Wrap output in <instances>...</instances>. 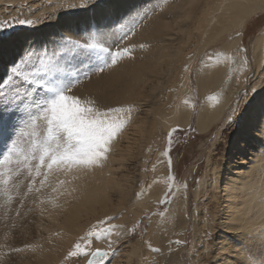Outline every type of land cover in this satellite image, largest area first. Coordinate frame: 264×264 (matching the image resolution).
Listing matches in <instances>:
<instances>
[{
  "label": "bare ground",
  "instance_id": "1",
  "mask_svg": "<svg viewBox=\"0 0 264 264\" xmlns=\"http://www.w3.org/2000/svg\"><path fill=\"white\" fill-rule=\"evenodd\" d=\"M107 1L0 0V21L10 19V25H17L21 33L23 29L31 27L32 24H19V20L30 19L36 24L42 21L45 23L49 17L53 19L57 16L69 15L73 10L82 11L84 8L93 7V11H82L80 17L85 19L89 17L93 23L96 21L97 25L86 26L87 31L75 33L74 30L83 28V25L77 27L74 24L75 21L69 19L68 22L63 23L64 26L62 25L61 32L58 31L57 33L60 40L71 37V42L83 40L84 43L97 44V47L101 45L102 48L113 49V52L124 48L129 50L127 54L118 58L116 64L104 67L103 71L95 70L97 72L90 75L84 83L82 82L79 87L73 89L69 94L78 96L81 99L91 98L95 100L96 106L100 109L134 105L133 111L139 110L138 115L131 118V123L129 122L130 125L128 124L129 127L124 128V132L116 142L115 146L121 147L120 138L124 137L128 144L124 145V149H121L117 156L112 153L109 169H113V161H118L117 165L119 168H123V161L126 156L132 157L134 155V146L131 144L132 141H130L133 137L130 135L145 132V139L149 142L153 131L163 118H167L166 125L168 126L166 129L177 123L179 125H188L191 122L194 109L191 103H185L184 92L189 88L187 81L188 71L191 66L189 63L191 60H196L198 53L189 54L185 48L190 45L195 51L202 52L206 47L221 41L231 30L243 28L248 18L258 12H264V0H112L104 4ZM121 2L126 5L123 10L120 7ZM156 6H159V9H156ZM116 8L120 10L111 14ZM122 14L123 17H121ZM124 14H126L125 17L130 15L129 18L125 19ZM92 15H96V17ZM113 25L115 27L112 28ZM59 26L57 25L56 28L49 27L47 32L57 31L60 29ZM71 26L73 27L71 28ZM122 36L124 37L122 38ZM28 40L29 42H27ZM32 40V36L23 35L19 41L20 44H27L32 43ZM71 42L64 46L67 49L71 47L75 50L77 48L84 49L81 46L79 48L78 44L72 46ZM3 44L4 60L2 62L11 63L16 55L15 49L11 48L10 40L3 41ZM31 46H36V43H32ZM26 47H28V44L21 49ZM252 48L255 77H253L250 84H247L246 77L251 66L248 60L247 66H243L242 58L246 57V54L244 51H239L241 49V34L237 35L236 33V35L231 36L217 52L224 53L225 56L232 55L234 61L230 62L222 58L218 62L215 59L216 53L215 55L210 54L214 57L212 61H209L207 56L199 64L196 81L203 98L196 123L200 131L208 130L223 119L229 109L228 117H226L228 121H230L229 117L233 119L236 115L240 102L244 100L250 102V109L244 116L243 131L235 139L231 154L238 150L239 144H241L240 140H245V136L253 132L257 136V142L254 144L255 148L252 153L256 154L254 160L259 162L255 164V171L250 169V173H255V176H257V172H259L261 176L257 178L263 184L264 153L263 151L259 153V151L264 142V128L261 129V132L256 133L254 129L257 127V130H259L260 122L262 126V118L264 117V29L253 41ZM81 52L80 54H82ZM84 52L86 53V51ZM57 55L58 48L54 49L53 57L57 58ZM102 55L104 56V54ZM234 63L235 65H233ZM230 68L231 71L229 70ZM262 68L263 70L260 71ZM242 89L245 91L239 98L237 95ZM210 96L215 97V99H208ZM254 96L255 98H253ZM238 98L239 100L234 103L233 101ZM175 99L177 104L172 103ZM232 103L233 106L230 108ZM168 122L171 124H168ZM113 150L116 151L117 149ZM240 158V163H237L235 170L232 171L233 176L226 183L225 193L221 196L225 199L222 200L223 205L221 206L229 207V211L233 209L230 224H232V221L237 220L239 224L236 229L242 230V235L250 234V238H252L261 234L264 235V185L260 188L258 186L252 187V191L245 199L243 196L242 198L239 197L240 195L237 191H240L241 188H238L237 184H239L238 182L240 184L245 183L240 177L243 174L241 165L244 164V159ZM227 166L228 170H230L232 167L231 162ZM157 170L158 173L155 179L152 170L148 174L149 178L151 177L153 180L148 196L157 193L151 204L154 206L158 204L166 190L164 178L167 173V167L163 163ZM159 177L161 178L158 179ZM122 178V181L121 179L118 181V197L120 196L123 204H127L131 201L130 192L134 183L133 176L123 173ZM205 181L208 182V179ZM81 188L83 199L75 204L68 201L69 205L67 207L57 203H48L43 206L41 201L42 206H37L36 210L38 211L39 220H37L36 226H39L41 244L36 246L40 248L30 254L31 260L26 264L56 263L57 255L60 251L59 242L63 239H69L65 246L66 248L70 244L71 239L74 238V235L79 234L84 228L87 229L90 226V210L97 207L98 204H101L102 208L110 207L111 196L98 198L97 194L99 192L94 196L93 193H96L99 188L96 189L92 183L90 186L84 187L83 185ZM205 188L207 189L208 187ZM90 194L95 205H93L92 201L90 206ZM197 194H200V191H197ZM186 201V193L184 192L179 196L169 215L164 218L163 226L165 228L160 236L158 233H160L161 227L150 225V233H153L150 234L151 242L158 245L161 244L163 251L166 252L165 257L172 251L179 252V254L172 252L173 259L169 264L178 263L184 251L182 245H176L177 243L171 239L172 234L176 236V233H178L179 237H182L186 227L189 226L190 221L187 216ZM131 203L136 210L135 214L140 213L141 205L146 206L141 199L136 197ZM207 203V197L205 201L201 200L202 207H206ZM240 206H243L242 210L239 208ZM94 212L91 211V213ZM250 212H252L251 217H249ZM194 216L196 217L194 227L198 241L196 243L197 246L203 241L204 233L202 231L204 228H202L201 224L205 221L204 215L199 214L198 205L194 210ZM8 217H10L9 214ZM20 219L21 216H19L18 221ZM9 222L8 219L4 220L3 226L5 229H10L9 226L12 224ZM19 224L23 226L24 221L20 220L17 226ZM85 229L84 232H86ZM17 230L21 235L22 228H17ZM19 234L17 233V235ZM2 244L3 240L0 241V254H8L9 249ZM235 247L237 248L236 253H244V245L240 241H236ZM133 253L136 254L135 249ZM199 255L201 257L200 252ZM248 258V255L245 254L244 260L246 263ZM147 260L148 258L144 256H138L137 264H146Z\"/></svg>",
  "mask_w": 264,
  "mask_h": 264
},
{
  "label": "rangeland",
  "instance_id": "2",
  "mask_svg": "<svg viewBox=\"0 0 264 264\" xmlns=\"http://www.w3.org/2000/svg\"><path fill=\"white\" fill-rule=\"evenodd\" d=\"M110 1L112 0H108L104 4H107ZM120 7L123 10L126 5L121 2ZM156 7V9H159V6ZM85 10H88L89 12L94 9L93 7H89L88 9L84 8L82 11ZM119 10L120 9L116 8L111 14L116 11L118 12ZM82 11L77 9L71 11V14L69 15H61L60 17L57 16L53 19L49 17L45 23L43 21L37 24L34 23L31 27L23 29L21 33V30H19L20 28H18L17 25H10V19H4V21H7V25L4 28H0V79L6 78L13 67L12 62H2L4 60L3 41L9 40L11 48L15 49L16 55L13 60L19 62L20 56L26 54V52H34L37 56H45L46 58L51 59V63L55 69L50 77L51 79L67 82L68 80L78 78L79 83L75 84L67 94H70L73 89L79 87L82 82L84 83L90 75L97 72L95 70H98V68H104V61L108 59V56L106 52L103 51L105 48H102L101 45H98L97 47V44H95L96 47L94 48H86L84 47V44H91V42L84 43L83 40L71 42V37L60 40L57 34L58 31L61 32L63 23L68 22L69 19L74 20V24L77 27L83 25V28L74 30L75 33L87 31L88 29L86 26L92 27L93 25H97L96 21L93 23L89 17H86V19L80 17ZM125 15L126 14H124V17ZM92 16L96 17V15ZM129 16L125 17V19H128ZM121 17H123V14ZM87 20L89 21L87 22ZM57 25H60L59 30L47 32L49 27L56 28ZM65 26L69 27L68 25ZM72 27L73 26H71V28ZM113 27H115V25H113L112 28ZM263 29L264 12H258L245 21L243 28L231 30V32H228L221 41L206 47L202 52L195 51L190 45L187 46V48H185L187 53H198L196 60H191L189 63V65H191L187 78L189 88L184 92V96L186 97H184V100L191 103L194 109L191 122L188 125H179L177 123L166 129L168 126L166 125L167 118H163L157 125V128L153 131L149 142L145 139V132L130 135L133 137L130 141H132L131 144L134 146V155L132 157L126 156V159L123 161V168H119L117 165L118 161L112 162L114 164L113 169H109V166L113 154L115 153V156H117L120 150L124 149V145L128 144L127 140L123 137L120 138L121 141L119 140L122 146H115L118 138L122 135L126 127H129L131 122L128 123L129 125L127 124L125 129L113 141L111 151L109 152L107 159L104 160L101 165L89 168H74V171L72 170L70 172L65 170L56 171L53 173V176L49 177L46 186L42 188L39 193L32 192L29 193L27 197H24L23 204L20 203V197L14 196L12 202L5 205L4 201L6 198L0 196V241L3 240L2 245H6V248H8L10 252H8V254H0V264H26L31 260L30 254H32L34 250L40 248L36 247L41 244L39 238V226H36L37 220H39L38 211L36 210L37 206H45L48 203H57L61 206L64 205V207H67L69 202L75 204L83 199L81 187H83V185L84 187L90 186L91 183L96 189L99 188L96 193H93L94 196L99 192V194H97L98 198L102 196L103 198L111 196L112 202L110 203L111 205H109L110 207L102 208V205L98 204L97 207L90 210V226L94 225L97 220H104L105 217H112L110 221L111 224L123 226L115 230V232L120 234L119 236L114 233L111 237V240L113 241L112 248L115 250V255L110 256L105 261V264H137L138 256L148 258L146 264H169L173 259L172 252L175 251L170 252L167 257L164 256L166 252L163 251L161 244L158 245L151 242L150 234L153 233H150V225L161 227V231L158 233L160 236L165 228L163 226L164 218L169 215L170 210L177 202L179 196L184 192L186 193L187 216L190 222L189 226L186 227L185 232L182 234V237H179L178 233H176L177 237L172 234L171 240L176 242V245H182L184 248L179 262L172 264H264V235L261 234L260 236L252 238H250V234L242 235L243 231L236 229L239 224L237 220L232 221V224H230L233 209L229 211V207L221 206L223 205L222 200L225 199L221 196L225 193L226 183L228 182V179L233 176L232 171L235 170V165L240 163V157L244 159V164L241 165L243 168L241 169L243 170V174L240 177L245 183L240 184V182H238L239 184H237V187L241 188L240 191H237L240 195L239 197L242 198L243 196L245 199L252 191V187L258 186V188H260L264 185V183L262 184L257 178L261 176L259 172H257V176H255V173H250V169L255 171V164L259 162L254 160L256 154L252 153V150L255 148L254 144L257 142V136H255L253 132L252 134L245 136V140H240L241 144H239L238 150H236L234 154H231L233 146L235 145V139L238 137V134L243 131V122L245 121L244 116L250 109V102H247L246 100L240 102L236 115L230 121L226 120L229 109L226 116L208 130L200 131L197 128L196 123L203 98L196 81L199 64H201L204 58L210 54L215 55L231 36L236 35V33L239 32L241 33V48L244 49L246 58L251 66L246 77L247 84H250L253 77H255L252 44ZM23 35L32 36V43L35 42L36 46H31L32 43H27L28 47L21 49L23 46L27 45L20 44L19 40ZM123 37L124 36H122V38ZM27 42H29V40ZM70 42L72 46L78 44L77 46H79V48L81 46L84 47V49L77 48L76 50L79 52L73 49V47L67 49L64 45ZM57 48L58 55L57 58H54L53 52L54 49ZM81 50H83V52L86 51V53L81 52ZM80 52L82 54H80ZM102 54H104V56ZM233 65H235V63ZM262 70L263 68L260 71ZM243 91L245 90L242 89L239 92L240 94L238 93L237 96H239V98ZM43 96L44 90L38 89L37 93L34 94L33 99L38 102ZM239 98L233 102L235 103ZM253 98H255V96ZM176 102L175 99L172 103L177 104ZM29 104L31 105L32 101H30ZM232 106L233 103L230 108H232ZM138 112L139 110L133 111L131 118L133 116L136 117ZM35 114V107H29L27 111L21 109L18 114L13 117L15 130L12 139L18 140L21 144L25 143L26 137L21 138L18 133L26 134L33 131L32 128L27 127V124L29 115ZM174 114L176 113L174 112ZM42 123L43 122L41 121V127L36 129V131L42 130ZM262 123L263 127L260 122L259 130H257V127L254 129L255 133L261 132V129L264 128V117L262 118ZM168 124L171 123L168 122ZM173 128H176L177 130L172 135L173 143L169 150V156H164L162 153L168 147V133ZM10 144L11 141L9 140L8 145L10 146ZM112 148L117 150L115 151ZM4 151H6V145L4 135L2 131H0V153H3ZM262 151L264 153V142L261 145L259 153H262ZM169 157L171 158V166H169L168 163ZM229 162H231L232 165L230 170H228L227 166ZM163 163L167 167V173L164 178L166 190L161 200L156 206H154L151 204L157 193L148 196L153 181L151 177L149 178L148 174L150 170H152L155 179L158 173L157 169H159ZM116 168H118V170H116ZM123 173H128L133 176L134 183L130 192V200L132 201L134 200V197H136L137 199H141V201L147 206L144 207V205H141V210L138 214H135L136 210L131 201L127 204H123L120 200V196L118 197V181L120 179L121 181L123 180ZM169 176H173L174 180H169ZM160 178L161 177L158 179ZM21 179H23V177H21ZM39 179L40 178H37V187L39 186ZM206 179H208V182L205 181ZM60 181H64L63 185L59 183ZM27 183L28 181L25 180L24 184L21 185V193L27 190ZM185 184L187 185L186 188L184 187ZM53 187L57 188V192L52 191ZM205 187L208 188L206 189ZM197 191H200V194H197ZM237 192L235 193L238 194ZM91 194L90 206L93 201ZM206 197L208 202L207 206L202 207L201 200L203 199L205 201ZM93 205H95L94 201ZM197 205L199 214L204 215L205 221L201 224L202 228H204L202 231L204 233L203 241L196 246L198 241L194 227L196 218L194 216V210ZM239 208L242 210L243 206H240ZM17 210L19 211V214H17ZM91 211L95 212L91 213ZM161 213H163V215H161ZM8 214L10 217H8ZM19 216H21L20 220L24 221L23 226L20 224L17 226L20 222V220L18 221ZM251 216L252 212L249 214V217ZM5 219H8L10 221L9 223L12 224L9 226L10 229H5L3 226ZM106 223L108 222L106 221ZM90 226L87 229L84 228L86 232L90 229ZM17 228H22L21 235ZM133 228H135V231H130ZM84 229L79 234L74 235V238L71 239L70 244H68L66 248L65 246L69 239H63L59 242L60 251L57 255V262L53 264H61V262L64 261V258L67 256L68 251L73 247L76 240L85 235L86 232H84ZM17 233L19 235H17ZM236 241H240L244 245V253H236ZM149 244H151V247H149ZM26 245L30 247H26ZM107 246V239L101 238L99 240H92L93 248H107ZM154 248L159 249V251H153L152 249ZM13 249H21V251H13ZM134 249L136 250V254L133 253ZM198 251L200 252L201 257ZM175 253L179 254V252ZM245 254L249 257L247 263L244 260ZM86 260L87 258L83 256L79 258H71L67 264H86ZM44 263L49 264V262Z\"/></svg>",
  "mask_w": 264,
  "mask_h": 264
},
{
  "label": "snow or ice",
  "instance_id": "3",
  "mask_svg": "<svg viewBox=\"0 0 264 264\" xmlns=\"http://www.w3.org/2000/svg\"><path fill=\"white\" fill-rule=\"evenodd\" d=\"M19 24H33V20H19ZM7 21H0V28H4ZM241 33H237L240 35ZM86 48H94L95 44H85ZM108 59L104 66L116 64L118 58L127 54V48L103 49ZM244 51V49H239ZM222 58L234 61L232 55L225 56L217 53L215 59L219 62ZM209 61L213 56L207 57ZM243 66H247V58H242ZM13 67L6 78L0 79V131L4 135L6 151L0 153V196L5 197L4 204H10L13 197L23 198L29 193H39L49 181L54 172L74 168H89L101 165L107 159L111 151V145L118 135L130 122L134 105L118 106L100 109L95 100L91 98L81 99L78 96L69 95L72 87L79 83V79H71L67 82L53 80L50 77L55 71L50 58L37 56L34 52H26L19 57V62L12 61ZM103 71V68L98 69ZM231 71V68L229 69ZM38 89L44 90V96L38 102L34 101V94ZM208 99H215L210 96ZM32 101L30 105L29 102ZM188 101H185L187 103ZM35 107L36 114L29 115L27 127L33 131L18 133L21 138L26 137L24 144L12 139L15 130L13 117L23 109ZM232 117H229L231 120ZM42 130L36 131L41 127ZM173 128L168 133V147L162 153L169 156V150L173 143L172 135L176 131ZM11 141L10 146L8 141ZM171 166V158L168 159ZM23 177V179H21ZM37 178L39 186L37 187ZM27 180L26 191L21 193V185ZM169 180H174L169 176ZM63 184L64 181H60ZM186 188L187 185L185 184ZM57 192V188H52ZM17 214L19 211L17 210ZM163 215V213H161ZM112 217L97 220L85 235L79 237L61 264H67L71 258L86 257V264H105V261L115 250L112 248V235L121 225L111 224ZM106 221L108 223H106ZM130 231H135V228ZM107 239V248H93V239ZM26 247H30L27 246ZM151 247V244H149ZM159 251V249H152ZM21 251V249H13Z\"/></svg>",
  "mask_w": 264,
  "mask_h": 264
}]
</instances>
